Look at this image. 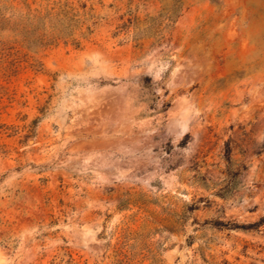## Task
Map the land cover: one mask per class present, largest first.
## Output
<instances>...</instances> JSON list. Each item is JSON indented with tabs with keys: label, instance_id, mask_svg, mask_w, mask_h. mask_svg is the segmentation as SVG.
<instances>
[{
	"label": "rangeland",
	"instance_id": "obj_1",
	"mask_svg": "<svg viewBox=\"0 0 264 264\" xmlns=\"http://www.w3.org/2000/svg\"><path fill=\"white\" fill-rule=\"evenodd\" d=\"M261 219L264 0H0V264H264Z\"/></svg>",
	"mask_w": 264,
	"mask_h": 264
},
{
	"label": "trees",
	"instance_id": "obj_2",
	"mask_svg": "<svg viewBox=\"0 0 264 264\" xmlns=\"http://www.w3.org/2000/svg\"><path fill=\"white\" fill-rule=\"evenodd\" d=\"M76 45H78V42H76ZM230 149H229V143H226V150H225V156H226V159L229 161L230 160ZM231 174H233L232 172H231ZM227 191V190H226ZM260 222H264V219H261V221ZM260 222H258V223H254V225H259V223ZM235 227H239V226H235ZM242 228H245L244 226H241Z\"/></svg>",
	"mask_w": 264,
	"mask_h": 264
},
{
	"label": "bare ground",
	"instance_id": "obj_3",
	"mask_svg": "<svg viewBox=\"0 0 264 264\" xmlns=\"http://www.w3.org/2000/svg\"><path fill=\"white\" fill-rule=\"evenodd\" d=\"M173 78H174V75H172L171 79H173ZM185 104H186V102L184 101L182 106H184Z\"/></svg>",
	"mask_w": 264,
	"mask_h": 264
}]
</instances>
